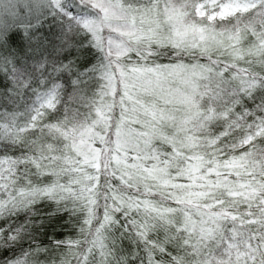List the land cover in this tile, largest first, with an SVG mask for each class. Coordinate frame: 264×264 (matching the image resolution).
Instances as JSON below:
<instances>
[{"label": "snow or ice", "instance_id": "1", "mask_svg": "<svg viewBox=\"0 0 264 264\" xmlns=\"http://www.w3.org/2000/svg\"><path fill=\"white\" fill-rule=\"evenodd\" d=\"M0 264H264V0H0Z\"/></svg>", "mask_w": 264, "mask_h": 264}]
</instances>
